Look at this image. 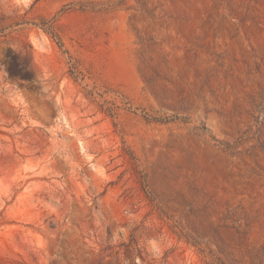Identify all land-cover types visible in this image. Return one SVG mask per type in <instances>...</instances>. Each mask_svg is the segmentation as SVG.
I'll list each match as a JSON object with an SVG mask.
<instances>
[{"label":"rangeland","instance_id":"374dc122","mask_svg":"<svg viewBox=\"0 0 264 264\" xmlns=\"http://www.w3.org/2000/svg\"><path fill=\"white\" fill-rule=\"evenodd\" d=\"M0 264H264V0H0Z\"/></svg>","mask_w":264,"mask_h":264}]
</instances>
